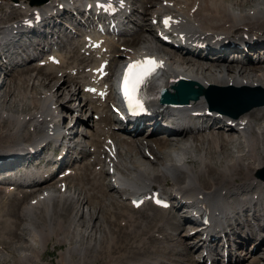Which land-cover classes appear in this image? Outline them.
I'll use <instances>...</instances> for the list:
<instances>
[{"label":"bare ground","instance_id":"1","mask_svg":"<svg viewBox=\"0 0 264 264\" xmlns=\"http://www.w3.org/2000/svg\"><path fill=\"white\" fill-rule=\"evenodd\" d=\"M64 1H73L72 4L74 6L78 5L79 2V0H46L45 2H41V5L39 4L40 14L44 9L47 10L45 14L58 11L56 9L57 4ZM125 1H128L131 6L134 4V1L135 3L140 2L142 6L149 4L151 7L148 11L150 12L149 20L156 10L162 8L170 15L172 22L171 32L177 35L183 34L184 37L197 34L200 36V39L202 36L206 41L217 40L216 42L220 47L224 46V48H227V50L222 52H199L196 54L186 50H177V53L171 52V48L168 50L169 47L156 44L158 43L157 41H161L156 35L159 31L155 27L152 28L151 25L142 27L143 22L146 21L145 15L142 12L133 24L137 27V30L142 31L140 34L143 33L144 35L142 44L139 46L138 42L140 40H137L138 37L135 36L130 40L123 41L122 45L133 53L148 51L149 54L161 55L160 62L168 79V84H172L176 78L183 77L186 80H192L200 84L204 88L209 85H214L235 87L257 86L264 89V56L257 55L254 59H251L249 56L251 53L258 54V52L264 54V0H254L255 2L253 0H163L164 5L161 4L162 0H155V3H152V0H146L147 2H144V0ZM0 3L12 5L11 0H0ZM13 6L18 10L21 18H26L25 20L36 17L34 9L37 7L32 6L29 0H14ZM62 11L64 12L65 10L62 9ZM56 15L58 13H50L47 20L56 23ZM19 23L12 22L10 28L9 26L1 27L2 33H7V35H0L1 38L8 39L9 29H16ZM54 26L60 28L61 31L65 29L61 24ZM51 35H53V32ZM45 39V35H42L37 41H34L40 43L44 42ZM181 40L179 39V41ZM227 40L233 46H225V41ZM134 42L139 47L134 48ZM33 45L37 44L29 42L27 46L21 48V51L23 52L33 47ZM56 45L61 48H69L66 42L58 37H56ZM245 49L249 50L248 53L245 52ZM11 50L9 43L3 46L1 45L0 57L3 55V58H6V56L12 54ZM78 50L77 54L71 56L75 61H78L77 63H79V60L83 61ZM69 53L70 51L67 52V54ZM133 53L127 51L123 53L116 52V56L119 58L116 61L125 60L131 57ZM232 54H237V56L233 57ZM58 57L60 59L58 66L47 64L42 68H27V75L18 77L11 84L10 99L16 100L15 105L18 102L19 104L17 106L19 107L22 103L27 102L29 111L22 114L23 110L26 109L24 105L19 110L15 109V111L13 110L15 105L12 107V110L11 108L8 110L4 108L5 105L0 107V160L5 165L10 166V160L14 157H19L23 153H30L29 151H32L31 155L37 158V149L41 145L43 146L40 149L44 148L46 141L52 139L56 142L66 143L70 137L76 141L78 135H82L83 131H86V134L89 133L88 140L84 141L86 143L84 146L87 150L82 149V147L79 149L82 159L79 167L76 169L65 167V169H69L70 171L67 170L64 177L58 181L59 186L66 185L65 192L55 193L50 188H47L39 190L28 202L27 199H23L20 203L16 200L17 204H20L17 211L19 219H28L33 228L31 227L32 229L26 239L24 249L21 248L18 253L16 252L17 256H14V264H35L41 260L47 243V237L44 236V233L50 230L52 231L53 229L52 226H49L51 229L48 231L45 228L47 231L45 230L46 232L43 233V224L40 222L37 224L36 213L42 208V213L47 216L48 206L53 202H57V205L60 203L66 205V202H71L70 206L73 208L71 209L70 207V210H68L69 216L67 223L64 222L65 224L61 226L60 221L55 222L57 224L56 227L59 228L58 230L66 229L68 233L69 231L72 232L73 228L76 229L73 230V233L77 231V206L78 213L80 212L79 208L82 210L80 212L81 218L88 216L87 227L84 229L85 233L89 229L90 222L93 218L98 219L102 223L104 222V212L101 214L98 212L96 216L95 213L98 202L102 200L108 202V246L105 247L106 251L103 250L104 252H100L103 256L108 253V256L105 257L107 260L106 264H161L158 262L157 257L154 260H152L153 258H149L146 261L145 259L138 261L135 257L130 256V254L132 255L134 253V250L141 251L142 253L151 250L154 246H148L151 244L150 241L160 244L164 240L170 241L173 239V241L176 240V244H185L188 250L191 249L190 252L192 253L206 243V248L216 252V247H214L217 245L216 234L211 231L210 227H195L194 234H183L185 241L182 238H176L173 232H166V227L174 225L176 228L174 231H177L179 229L178 226L182 224L180 222L186 220L192 222L195 220L184 213V208L198 209L206 213L211 220L210 225H222L224 231L223 236L228 239H231V234L227 233V227L233 230V235L239 234L238 228L242 230L247 227L244 230L247 235L250 234L251 236L254 233L253 237L259 236L256 229L248 225V223H253L252 221L256 220L264 222V182L261 181V178H264L262 175L264 172V149L262 147V144H264V106L253 108L237 119L232 120L234 126H226L221 130L218 129L213 132L204 130L195 133V126L183 123L175 132H172L170 137H166L165 135V137L154 138L153 135L159 131L164 133L163 129L157 127L154 130H149V134L146 136L148 138L146 142H142L141 140L137 142L133 140L132 135L124 134L115 116L108 114L105 109H101L99 113L100 116L104 115L103 117H106V120L100 119L92 124L90 122L83 124L82 121H78V125L85 128L83 131L75 123L65 129L60 127V116L57 113L58 106L62 105V103H58V100H55L56 93L54 90L51 91L52 88L48 90L40 88L42 87L41 81L43 80L44 82L50 78L58 82L62 79L61 88L64 89L65 86L62 82H71L74 79L65 70H78L80 67L75 62H72L70 67L65 68L63 67L65 57L60 53H58ZM41 60L45 61L46 56L38 61ZM0 64V79L1 76L7 75L9 71H14L13 69L16 67V64L8 61L4 62L2 59H0ZM95 65L97 64L95 63ZM32 71H36V73L33 74ZM81 73L76 72L78 76ZM5 78L3 77V80L0 81V87L4 84ZM36 82L39 83L38 86L36 85L37 88L32 87L37 84ZM25 86H27L26 90L23 88ZM67 95L69 96L68 100L74 98L75 101H78V104L74 106L77 112L89 113L94 111V106L90 104L91 101L89 103L81 100L78 89H74L71 94L67 92ZM191 108H195L194 111H201L206 108V103L203 100H198ZM198 119H203V117H198ZM254 120L258 121L257 125H254ZM113 127L117 129L114 130ZM125 130L127 129L125 128ZM226 132L231 134H227ZM186 136H191V140L188 139L189 137L186 138ZM227 143L234 144L233 147L236 148L234 153H229ZM153 144L155 145L154 147L152 146ZM188 145L190 148L192 147V151L188 150ZM77 146L78 144L75 142L74 147L78 148ZM145 151L147 154H145ZM133 154L138 156V161L133 159L126 161L124 159V156ZM103 161L106 164L101 166ZM28 163V157H24L19 164H12L11 172L18 165L25 166ZM150 166V170L155 172V175L148 173ZM56 168H58L57 165ZM261 168L262 170L259 172ZM109 169L111 170L110 172ZM0 175H2L0 179V193L2 197L8 199L13 198L16 193L12 195L11 186H13L12 190L14 191L16 187L15 182L11 179L3 178L1 171ZM27 175L28 178L35 180L36 185H41L40 179L42 177L38 176L36 171L29 170ZM104 176H108V185L103 182L102 178ZM166 181H169L166 184V189L169 190V194L164 192L166 191V189H163L165 184L161 185L160 183H165ZM70 185L77 187L78 191H70L68 189ZM106 190L113 192L115 196H107ZM156 190L169 198L171 205L167 210H171L170 214L176 219L175 221H172V218L169 219L168 216H158V214V217L152 214L147 215L146 213L134 217V214L142 212L140 210H144L146 205L143 204L140 208L133 210L129 204V199L133 197L145 198L152 191ZM75 194H77L76 197ZM23 197L26 198L27 195H23ZM190 202L191 204H189ZM184 203L188 204L185 205ZM13 205L14 203L11 206L9 205L10 209L16 207ZM252 205L255 207L253 214L250 213V209H247V207ZM154 210H158L157 212L161 213L165 211L162 209ZM230 210L235 212L231 218L227 217ZM140 217H145L144 222L138 220ZM116 218L119 219L118 225L111 228ZM132 219L134 220L133 222L131 221ZM157 219L160 221H156ZM124 222L129 224L133 230H130L132 233H129V231L123 232L121 242H124L125 245L119 246L123 251L118 252H123L124 254L122 258H117L119 255L117 256L115 252L114 255L113 251L111 252V243L115 240L114 238L112 240L111 237L116 235V231L122 232L121 226ZM135 224H139L140 227L134 226ZM14 225L16 226V224ZM44 226L46 227L47 225L44 224ZM153 227H156L157 230L151 231ZM105 228L106 226L103 224L102 229L104 230ZM8 229L10 230V233H8L10 236V234H13V231H11L12 228ZM140 229L141 231L148 232L147 237L140 236L141 242L134 247L128 246V241L131 240V244L132 239L138 236ZM155 234L158 235L155 237ZM15 236L17 237L19 234L17 235L15 233V235L9 237V240H12ZM193 236L194 238H192ZM65 237L61 239V242L68 241ZM92 238L91 235H88L87 243L84 245H69L60 254L61 258L59 262L71 264V255L76 256L77 260L82 264L84 261L85 263L89 262V254H91L89 252H94V250L99 251L102 248L100 240L97 238L94 240ZM240 240L238 242L235 240V243L245 246L246 243L241 244ZM257 241L255 240L253 243V245L256 243L254 251L264 244L262 243L264 241L262 238L259 242ZM1 242L5 246L9 245L8 241ZM247 243H250L249 240ZM224 245H226L225 241L223 243ZM135 247L137 249H134ZM202 250L205 249L202 247ZM229 256H231L230 252H228L227 263L230 258ZM188 259H193L192 254L188 255ZM199 259L200 257H198L196 262H199ZM201 261L206 263V257L202 256ZM235 261L238 264L245 262L244 259L241 261L236 259ZM236 262L235 264H237ZM258 262L255 259L250 264H258ZM169 263L173 264L171 262ZM165 264H168V261Z\"/></svg>","mask_w":264,"mask_h":264},{"label":"rangeland","instance_id":"2","mask_svg":"<svg viewBox=\"0 0 264 264\" xmlns=\"http://www.w3.org/2000/svg\"><path fill=\"white\" fill-rule=\"evenodd\" d=\"M142 1V0H141ZM254 1V0H253ZM144 2H147L146 0H144ZM255 2V1H254ZM139 4H140V2H139ZM6 5V4H5ZM141 5V4H140ZM140 9V8H139ZM16 12L15 11H12L11 10V12H8L7 10H6V8L3 6V8H1L0 9V23H6V22H8V21H10V20H13L14 18H15V14ZM133 24H134V22H133ZM133 27L134 28H137V27H135L134 25H133ZM140 31V30H139ZM139 46H140V44H142V40H140L139 42ZM22 52V51H21ZM77 54V53H76ZM11 55H13V54H9V56H6V58H10V56ZM6 58H4V59H6ZM11 60L13 59V57L12 58H10ZM71 60H72V62H76L73 58H71ZM80 61V60H79ZM8 62H11V61H8ZM13 62V61H12ZM71 62V63H72ZM78 62V61H77ZM80 62H82V61H80ZM254 63H256V62H254ZM12 64H14V63H12ZM1 65V64H0ZM77 65H79V63H77ZM13 66V65H12ZM8 67H9V65H8ZM28 67H30L29 65H25V66H23V67H21V68H19V67H15V69H14V71H9V72H11V73H7V75L5 74L3 77H6L5 79V82H4V84L2 85V87H0V107H2V106H4V108H6L7 110L9 109V108H11V110H12V107H14V105H15V103H16V100L14 101V100H11L10 98H11V96H9L10 94H11V91H10V86H11V84H13L14 82H15V80H17L18 79V77H21V76H26L27 75V71L26 70H28L27 68ZM80 67V66H79ZM31 69V68H30ZM9 74V75H8ZM32 74V73H31ZM3 77L1 76V79H0V81L1 80H3ZM78 77H80V76H77V78ZM74 80V79H73ZM73 80L71 81V82H62V84H64V89L63 88H61V81H56V80H51L50 78L49 79H47V80H45L44 82H43V80L41 81L42 82V87H40V88H44V89H46V90H48V89H51L52 88V90L51 91H55V93H56V96H55V100H58V103H62V105H60V106H58V110L57 111H59V109H63V112H62V110H60L61 112V114H63L64 116H65V118L67 117V120L65 119V121H61V123H63L62 124V126L63 127H65V126H67L68 124H69V119L71 120L72 118H75V121H74V123L78 126V128L79 127H82V126H79L78 125V121H82V119H87V113L85 112H83V113H81V112H77L76 110H75V108L74 107H70V106H72V103H70L69 101H75L74 100V98H72L71 100H68V98H69V96L67 95L66 96V93L67 92H69V91H67V92H65V90H66V86L68 85V83L70 84V83H72L73 82ZM55 81V82H54ZM54 82V83H53ZM37 84H35L34 86H32V87H36V85L38 86L39 85V83L38 82H36ZM53 86V87H52ZM76 86L74 85L73 86V89L72 90H74V89H77V88H75ZM24 88V90H26V88H27V86H25V87H23ZM22 88V89H23ZM37 88V87H36ZM67 90H68V87H67ZM23 91V90H22ZM64 92H65V94H64ZM71 94V93H70ZM64 95V97L62 98V96ZM72 97H73V95H72ZM13 98V97H12ZM65 100V101H64ZM66 102L68 103V105L66 104ZM76 102H77V104H78V101L76 100ZM17 104H19L18 102H17ZM17 104L15 105V108H13V110L15 111V109L16 110H19L21 107H23V105H24V107H26V109H24L23 110V112H22V114L23 113H26V112H28L29 111V109H28V103L27 102H25V103H22V105L19 107V106H17ZM76 104V105H77ZM63 105H65L64 107H62ZM70 105V106H69ZM75 105V106H76ZM68 109V111H71V112H73V113H71V116L68 118V116H67V114H66V110ZM90 113H93L94 114V111H91ZM89 113V114H90ZM75 114H76V117H75ZM80 114V115H79ZM80 119V120H79ZM103 120H106V117H103L102 118ZM71 121H73V120H71ZM83 122V124H85L84 123V121H82ZM87 122H90L91 124L93 123V121H91V118L90 119H88L87 120ZM254 122V125H257L258 124V121L257 120H254L253 121ZM70 126H72V124L71 125H68L67 127H70ZM79 129H81V128H79ZM86 132V131H85ZM227 134H231V133H228V132H226ZM77 135V134H76ZM85 135H86V137L85 138H83V139H85L84 141H86V140H88L87 138H88V135H89V133H85ZM82 136H83V133H82V135H78V137L77 138H80L78 141L79 142H82L83 143V140L81 139L82 138ZM154 136V138L155 137H157V138H160V137H163V136H165V134L164 133H162L161 131H159L158 133H156L155 135H153ZM189 136H186V138H188ZM152 138V137H151ZM154 138H152V139H154ZM156 138V139H157ZM145 140L146 139V141H147V137H145L144 138V136H142V137H140V140L141 141H143V140ZM189 139V138H188ZM146 141H144V142H146ZM149 141V140H148ZM86 144V143H85ZM228 144V143H227ZM232 143H230V144H228V149H229V153H234L235 151H236V148H234L233 146H234V144H232ZM153 147L155 146L154 144L152 145ZM186 147V146H185ZM189 147V145L187 146V148ZM262 147H263V149H264V144H262ZM87 149V148H86ZM189 151H192V147L190 148L189 147V149H188ZM231 150H234V151H231ZM141 151H142V148H141ZM150 151H151V149H150ZM122 155H124V153H122ZM81 159V158H80ZM124 159L126 160V161H129L130 159H133V160H135V161H138V156H135L134 154L133 155H128V156H124ZM263 168H264V166H263ZM151 169V166H150V168L148 169V173L149 174H153V175H155V172H153L152 170H150ZM105 170H106V168H105ZM262 170V168L259 170V172ZM105 177L107 178V180L105 179ZM104 180H103V182H104V184H107L108 185V176H104V178H103ZM168 182L169 181H166L165 183L163 182H160L161 183V185L162 184H165L164 185V187H163V189L165 190L166 188H167V186H166V184H168ZM171 184V183H170ZM50 185V184H49ZM68 189L70 190V191H74V192H77L78 191V188L77 187H73L72 185H70L69 187H68ZM50 190H52V188H50ZM164 192H166V193H168L169 194V190H167L166 189V191H164ZM16 195V194H15ZM15 195L13 196V198L11 197L10 199H8V198H3V197H1V193H0V264H14L13 262V260H14V256L16 255L17 256V254H16V252L18 253L19 251H20V249L22 248V249H24V247H25V242H26V239L28 238V236L30 235V230L33 228V226H32V224H30V221L28 220V219H26V218H20L19 219V216L17 215V211H18V208H19V206H17L18 204H17V202H16V198H15V200H14V197H15ZM76 195L77 194H75V197H76ZM106 195L107 196H115V194L113 193V192H111V191H109V190H106ZM17 201H19V200H17ZM103 201V200H102ZM102 201L101 202H98L97 203V210H96V213H95V216L98 214V212H100V214L102 213V212H104L103 214H104V218H103V223L102 222H100L98 219H92L91 220V222H90V227H89V229L88 230H86L85 231V233H84V229L87 227V221H88V216H84V218H81V216H80V212L82 211L81 210V208H79V213H78V210H77V208H78V206H77V208H76V211H77V218H76V220H77V222H76V224H77V231L75 232L74 231V233H73V230L75 229V228H73V230H72V232H70L69 231V233H68V231L66 230V229H63V230H58L59 228H57L56 226H57V221H60L61 222V226L62 225H64L65 223H67V218H68V216H69V211L68 210H70V203L69 202H66V205L65 204H63V203H60L59 205H57L58 203L57 202H53V203H51V205H49L48 206V209H47V216L46 215H44L43 213H42V208H40L38 211H37V213H36V220L38 221L37 222V224L40 222L41 224H43V227H42V230H43V233L44 232H46L47 230L49 231V229H51V227L49 228V226H52V231L50 230L49 232H46V233H44V236L45 237H47V243H46V247H45V249H44V252H43V254H42V258H41V260L39 261V262H37V263H35V264H65V262H59L60 261V258H61V256H60V254L69 246V245H71V246H76V245H84V244H86L87 243V236L89 235H91L93 238L92 239H99L100 240V242H101V247L102 248H100L99 249V251H96V250H94V252L92 251V252H89V253H91V254H89V258H90V260H89V262H86L85 263V261L83 262V264H106V256H108V253H107V255L105 254L104 256L100 253L101 251H103V250H105L106 251V248L105 247H107L108 246V202H106V201H103V203H102ZM16 202V203H15ZM19 202H21V201H19ZM9 203V204H8ZM12 203H14V205L16 206V207H13V208H11L10 209V206H11V204ZM68 204H69V206H68ZM105 204V205H104ZM10 205V206H9ZM13 205V206H14ZM20 205V204H19ZM57 205V206H56ZM2 206V207H1ZM9 206V207H8ZM67 207V208H66ZM68 207H69V209H68ZM99 207V208H98ZM106 207V208H105ZM146 207V206H145ZM145 207H144V209H145ZM16 208V209H15ZM67 209V211H66V209ZM73 207H71V209H72ZM63 209H64V211H63ZM100 210V211H99ZM158 211V210H157ZM156 210H154V209H152V208H147V209H145V210H143L142 209V212H140V213H137V214H134V217H136V216H139V215H144L145 213L147 214V215H155L156 217H158V216H168V218L170 219V218H172L171 220L173 221H175L176 219L173 217V215L172 214H170V212H168V211H164L163 213H161V212H157ZM10 213V214H9ZM13 213H15V214H13ZM165 213V214H164ZM157 214H158V216H157ZM8 215V216H7ZM43 215V216H42ZM17 216V217H16ZM8 218V219H7ZM174 218V219H173ZM47 219V220H46ZM97 220V221H96ZM107 220V221H106ZM138 220H141V221H143L144 222V220H145V217H140ZM159 219H157L156 221H158ZM170 220V221H171ZM7 221V222H6ZM51 221V222H50ZM107 223H106V222ZM118 221H119V219L118 218H116L114 221H113V223H112V225H111V228H114V227H116L118 224ZM132 222L134 221L133 219L131 220ZM160 221V220H159ZM259 221H261V220H259ZM56 222V223H55ZM65 222V223H64ZM100 222V223H99ZM187 220L186 221H182V222H180V223H182V224H180V226H178L179 227V229H177V231H174L176 228H175V226L174 225H171L170 227H166L165 228V230H166V232H168V233H171V232H173V234L174 235H176V238H180V236H182L183 234H185L184 232H186V231H188V230H190L191 228H189L188 227V225H187ZM258 222V221H257ZM257 222H255L254 224H255V226L257 227L258 225H259V223H257ZM138 223H139V221H138ZM14 224H16V226L14 225ZM44 224L45 225H47L48 226V228H47V226L45 227L44 226ZM49 224H52V225H49ZM102 224V225H101ZM103 224H104V226H106V228L103 230L102 228H103ZM8 225V226H7ZM14 225V226H13ZM56 228H55V227ZM134 226H138V227H140L139 226V224H135ZM32 227V228H31ZM94 227V228H93ZM99 227V228H98ZM130 225L129 224H126L125 222L123 223V225L121 226V229H122V232H118V231H116L117 233H116V235H113V237H111L112 238V240H113V238L115 239V240H113L114 242H112L111 243V252L113 251V254H114V252H115V254H117V258H122L123 256V252H118V251H123L122 250V248H119V246H123V245H125V243L124 242H121V240L123 239V232H128L129 231V233H132V232H130V230L132 229V227H130ZM8 228H12L11 229V231H13V234H10V236H13V235H15V233L18 235L19 234V236H15L12 240H9V234L8 233H10V230L8 229ZM47 230H46V229ZM2 229V230H1ZM18 229V230H17ZM102 229V230H101ZM259 229H262L261 230V233H259L258 232V234H259V236L258 237H256V236H254L253 237V235H254V233L250 236V234H246L245 233V231L243 232L244 234H241V233H239L238 235H234V239L236 240V242H238L239 240H240V238H242L240 241H241V244L242 243H246L245 242V240H249V242H250V244H248L246 247H237L236 245H234L233 246V248H234V252H237L238 251V255H240V257H235V260L237 259L238 261H241V260H243L244 259V263H242V264H250L253 260H257V262H258V264H264V262H263V260H264V244H262V246L260 247V248H256L255 249V252L256 253H254V254H251V253H249V249L251 248V246L253 245V243H254V241L256 240L257 241V238H259L258 239V241L257 242H259V240L262 238V239H264V222H263V225L261 226L260 225V227H259ZM46 230V231H45ZM76 230V229H75ZM100 231V233H99V231ZM106 230V231H105ZM133 230V229H132ZM154 230H157V228L156 227H153L152 229H151V231H154ZM66 231H67V233H66ZM88 232H89V234H88ZM107 232V233H106ZM175 232V233H174ZM3 233V234H2ZM50 235H49V234ZM52 233V234H51ZM65 233V234H64ZM73 233V234H72ZM76 233V234H75ZM237 233V232H236ZM48 234V235H47ZM66 234H68V235H66ZM75 234V235H74ZM77 234H79V235H77ZM95 234H96V236H95ZM104 234V235H103ZM179 234V236H177ZM7 235H8V237H7ZM59 235V236H58ZM66 237H65V236ZM71 235V236H70ZM75 237H74V236ZM87 235V236H86ZM122 235V236H121ZM147 235H148V232H145V231H141V229H140V232H139V234H138V236H136V237H134L133 239H132V242H131V244H130V241H128V246H130V247H134V246H136V244H138L139 242H141V239H140V236H146L147 237ZM158 234H155V237L157 236ZM233 235V234H232ZM242 235H243V237L245 238V240L243 239V237H242ZM61 236V237H60ZM99 236H100V238H99ZM248 236V237H247ZM262 236V237H261ZM4 237H6V238H4ZM66 238V239H68V241L67 242H61V239L62 238ZM103 237V238H102ZM116 237V238H115ZM119 237V238H118ZM158 237H160V236H158ZM71 238V239H70ZM247 238V239H246ZM106 239V241H104ZM93 240V241H94ZM118 240V241H117ZM1 241H3V242H6V241H8L9 242V245H7V246H5V244H2V242ZM133 241H134V244H133ZM176 240H174L173 241V239L172 240H167V241H165L164 240V242H162V243H160V244H158L157 242H155V243H153V242H151L150 241V243L151 244H149L148 246H150V247H153L151 250H148L147 252H145V253H142L141 251H137V250H134V253L131 255L130 254V256H132V257H135L138 261H142L143 259H145V261L147 260V259H149V258H153L152 260H154V258H158V262L159 263H161V264H165V262L167 263V261H168V264H170L169 262H171V263H173V264H192V262L194 261L193 259H188V255H190V254H192V256H193V253L192 252H190V250H188L187 248H186V246H185V244H176V242H175ZM120 242V243H119ZM182 242V241H181ZM117 243V244H116ZM185 243H187V242H185ZM262 243H264V241H262ZM2 244V245H1ZM119 244H121V245H119ZM133 244V245H132ZM165 244V245H164ZM238 244V243H237ZM252 244V245H251ZM256 244V243H255ZM254 244V245H255ZM116 245V246H115ZM258 245V244H257ZM115 246V247H114ZM117 246H118V248H117ZM162 246V247H161ZM165 248H164V247ZM159 247V248H158ZM168 247V248H167ZM171 247V248H170ZM14 248V249H13ZM166 248H167V250H166ZM102 249V250H101ZM117 249V250H116ZM119 249V250H118ZM134 249H137L136 247L134 248ZM174 249V250H173ZM186 249V250H185ZM10 250H12V251H10ZM172 250H173V252H172ZM163 251H165V252H163ZM175 251V252H174ZM178 251H179V253H178ZM182 251H183V253H182ZM186 251H188V252H186ZM228 251L230 252V254L233 256V258H234V252H233V250L232 249H228ZM254 251V250H253ZM104 252V251H103ZM102 252V253H103ZM163 253V254H162ZM190 253V254H189ZM217 253V251L215 252V254ZM114 254V255H115ZM171 254V255H170ZM176 254V255H175ZM218 254V253H217ZM216 254V261H218V255ZM248 254V255H247ZM127 255H129V254H127ZM161 257H159V256ZM168 255V256H167ZM197 255H199V252L194 256V258H196L197 257ZM232 256H229L230 258H229V261H228V264H234L233 262L231 263V261H230V259H232V261H233V258H232ZM250 256V257H249ZM243 257V258H242ZM88 258V259H89ZM131 258V257H130ZM129 258V259H130ZM168 259V260H167ZM206 259H207V257H206ZM170 260V261H169ZM219 260H220V257H219ZM71 261H72V263L71 264H82V263H80L78 260H77V257L76 256H72L71 255ZM146 263V262H145ZM196 263H198L199 264V262H196ZM237 263V262H236ZM219 264V263H218ZM238 264V263H237ZM239 264H241V262L239 263Z\"/></svg>","mask_w":264,"mask_h":264},{"label":"water","instance_id":"3","mask_svg":"<svg viewBox=\"0 0 264 264\" xmlns=\"http://www.w3.org/2000/svg\"><path fill=\"white\" fill-rule=\"evenodd\" d=\"M180 86H185L181 90H186V92L193 99H196L199 94H204L205 93V95L207 96V98L209 100V103H210L211 107H215V108L218 107L220 112L228 113V114H230L233 117H237L240 114L249 111L253 107L264 105V100L263 101H251L250 100L251 98L257 97L258 95L262 94L263 91L260 90V89H256V90H250V89L235 90L233 88H228V89L210 88V89H208L205 92V91H203L201 89L200 86L198 87V90H194L191 87H189V86H191V84H189V86H188L185 83H181ZM223 92L225 93V96L222 95ZM212 93H214V95H217L219 98L221 96H223V100H222V98L220 99V101L213 100V98L210 96ZM225 98H226L227 101L224 100ZM222 101H223V103H222ZM182 102L186 103L187 102V98L183 99ZM220 106H221V108H219Z\"/></svg>","mask_w":264,"mask_h":264},{"label":"snow or ice","instance_id":"4","mask_svg":"<svg viewBox=\"0 0 264 264\" xmlns=\"http://www.w3.org/2000/svg\"><path fill=\"white\" fill-rule=\"evenodd\" d=\"M168 19L170 18L165 20L166 25ZM158 67H162V64L155 61L154 58H145L144 60H137L128 64L124 69L121 90L130 108L135 107L141 111L143 110L142 102L138 96L139 90ZM133 203L135 204L136 201H133ZM156 203L160 204L162 202L157 200ZM164 206L167 205L165 204Z\"/></svg>","mask_w":264,"mask_h":264}]
</instances>
